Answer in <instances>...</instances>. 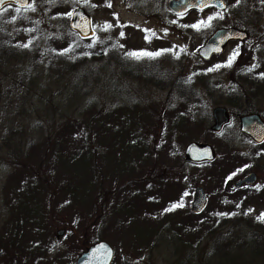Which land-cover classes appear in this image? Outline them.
Wrapping results in <instances>:
<instances>
[{"label":"rangeland","instance_id":"1","mask_svg":"<svg viewBox=\"0 0 264 264\" xmlns=\"http://www.w3.org/2000/svg\"><path fill=\"white\" fill-rule=\"evenodd\" d=\"M168 1L83 2L94 29L84 41L64 15L74 0L0 11L1 38L16 42L0 48V264H74L99 240L112 247L111 264H264V143L255 146L238 129L240 114L264 118V2L223 0L224 19L197 31L183 24L216 13L176 16ZM105 22L113 27L103 31ZM230 26L247 39L202 59L197 47ZM56 39L73 48L50 62ZM77 49L99 59L72 69ZM161 49L172 51L126 56ZM233 50L231 67L208 71ZM215 107L231 117L216 133ZM191 142L210 145L214 160L186 161ZM252 172L255 182L235 190ZM197 186L208 203L196 216Z\"/></svg>","mask_w":264,"mask_h":264},{"label":"water","instance_id":"2","mask_svg":"<svg viewBox=\"0 0 264 264\" xmlns=\"http://www.w3.org/2000/svg\"><path fill=\"white\" fill-rule=\"evenodd\" d=\"M76 1L80 2L84 0ZM205 2L209 5H213L212 7H215L218 10H224L225 8V3L222 0H170L167 6L174 14L180 15L191 8L199 10L198 5H202ZM27 3L28 0H4V3L0 4V8L7 4L24 7ZM221 3L224 7H220ZM73 12L74 15L70 18L69 27L82 38L92 36L93 30L91 28L90 17L80 7L75 8ZM76 24H79L80 27H74ZM245 38L246 33L238 28H219L213 31V33L197 49V54L202 59L208 60L212 55L222 53L229 41H242ZM216 49H219V51ZM212 119L213 125L211 126V130L214 132L220 131L229 120L226 109L222 107L214 108L212 110ZM238 128L240 133L248 137L253 143L261 144L264 142V120L258 113H249L240 116L238 118ZM184 156L187 160L196 163L212 161L214 159V151L210 145L191 142L186 146ZM255 180L256 175L252 172L237 181L235 186L237 187L244 183L253 184ZM205 205L206 196L203 189L201 187L195 188L191 204L192 211L198 214L204 209ZM61 234L62 231L57 232V235ZM101 245L104 247H101ZM112 257V248L107 242L101 240L81 252L76 258L74 264H110Z\"/></svg>","mask_w":264,"mask_h":264},{"label":"snow or ice","instance_id":"3","mask_svg":"<svg viewBox=\"0 0 264 264\" xmlns=\"http://www.w3.org/2000/svg\"><path fill=\"white\" fill-rule=\"evenodd\" d=\"M51 2V0H50ZM65 3H68L69 0H64ZM90 0H85V3H89ZM262 2H264V0H262ZM4 3V0H0V4H3ZM240 3V0H236V4H239ZM27 8L31 9L32 11H35V7L33 6L32 3H27L26 4ZM93 7H96V5H92ZM108 7H111V3L109 2L107 4ZM213 5H209L207 2L203 3L202 5H198V8L200 11H203L204 8L206 7H212ZM235 6V5H234ZM220 7H224V5L221 3ZM4 11H7V9H4ZM17 12L20 11L19 8L16 9ZM64 15H66L68 18H71L73 15H74V12H67L65 13ZM224 19V16L220 13H216L215 15H210L207 17L206 20H200L194 24H191V25H184V27H191L197 31H200L202 28H209L211 27V22L214 20V19ZM13 20H15V17H13ZM174 23V21H173ZM74 27H80L79 24H76L74 25ZM113 27V25L111 23H108V22H105V24L103 25L102 27V30L103 31H107L109 29H111ZM145 32H151L152 30L151 29H145L144 30ZM167 33V30H165V34ZM124 33L121 32L120 33V36L123 37ZM153 35H155V33L153 32ZM145 39L148 40L149 37L146 35L145 36ZM24 47H27L28 45H23ZM88 47H93L92 44H89L87 45ZM122 47V45H121ZM71 50V47L69 48H66L63 50V52H68ZM217 51H219V49H216ZM169 51H172V49H161V50H158V51H146V50H140V51H131V52H127L126 53V56L130 57V58H133V59H136V60H140L142 58H149V59H155L156 57H159L162 55L163 52H169ZM182 51H186V49H182ZM63 54V53H61ZM238 51L237 50H233V52L229 55L228 59L224 62V64H217V65H214V67L212 69H208V71H213L215 69H219L221 67H231L233 61L235 60L236 56L238 55ZM85 55H88V53H85ZM173 55L176 57V58H179L178 54L177 53H173ZM255 67H257V65H252V67H250L248 69V71H252ZM262 78H264V73H261L260 74ZM242 171V169H241ZM235 175V173L233 174ZM229 179H231V176L229 177ZM257 189L259 190V185L256 186ZM183 205L182 204H174L172 206V208H176V207H182ZM168 210H171V209H166V211ZM220 215H227V214H224V213H221ZM261 218H264V213H261L260 214V217H258V219H261ZM101 247H104L103 245H101Z\"/></svg>","mask_w":264,"mask_h":264},{"label":"trees","instance_id":"4","mask_svg":"<svg viewBox=\"0 0 264 264\" xmlns=\"http://www.w3.org/2000/svg\"><path fill=\"white\" fill-rule=\"evenodd\" d=\"M255 4H256V2L254 3L253 8H255ZM11 9H15V8H11ZM210 10H212L214 13H218V11L215 10V9L211 8ZM193 11L194 10H192L190 12H193ZM194 12L200 14L202 11H194ZM58 13H59L58 11L57 12L55 11L54 14L56 15V17L58 16ZM198 21L199 20L197 19L192 24H194V23H196ZM188 24H189V21L184 23L183 27H184V25H188ZM184 28L189 29V27H184ZM79 39H80V41L86 40L85 38H80V37L78 39H76V40H79ZM7 43L10 44L8 49H11L12 47H14V45H15L14 43H16V42H12V41H9V40H3L1 38V36H0V48H5ZM69 47L73 48L72 44H71V42H69V40L68 41L62 40V41H59V42L57 41V39L56 40H51V44L47 47L49 61L52 62L55 58H60V59H62L64 61L66 59L67 55L69 54V51L68 52H63V50L66 49V48H69ZM83 48H85V47H83ZM77 50H78L77 52L72 54L74 56V60H71V61H67L66 60L67 62H70L69 66L72 69L75 68L74 67L75 65H80V67L82 68V66L84 65V62L87 61V59L91 60V61L99 59L98 53H95L94 51H89L88 52L89 56H87V55H85V53L87 51H84V49H77ZM3 52H5V51L3 50ZM61 53H63V54H61ZM242 54L243 53H241V55ZM247 79H249L248 76H247ZM249 80L253 81L252 79H249ZM66 128L70 129L71 127L68 125V126H66ZM63 134H65V133H63ZM32 149H33V146L30 147L31 154H32ZM77 244L79 245V243H77ZM75 247H76V245H75Z\"/></svg>","mask_w":264,"mask_h":264},{"label":"flooded vegetation","instance_id":"5","mask_svg":"<svg viewBox=\"0 0 264 264\" xmlns=\"http://www.w3.org/2000/svg\"><path fill=\"white\" fill-rule=\"evenodd\" d=\"M234 188H235V190H238V191H243V190H245L246 188H248V185H241V186H239V187H235L234 186ZM206 198H207V203H208V197H207V194H206Z\"/></svg>","mask_w":264,"mask_h":264}]
</instances>
